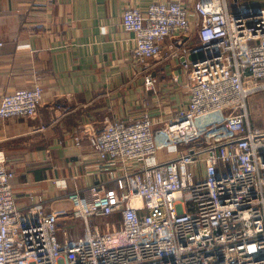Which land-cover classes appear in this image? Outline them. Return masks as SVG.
I'll use <instances>...</instances> for the list:
<instances>
[{"label": "built area", "instance_id": "obj_1", "mask_svg": "<svg viewBox=\"0 0 264 264\" xmlns=\"http://www.w3.org/2000/svg\"><path fill=\"white\" fill-rule=\"evenodd\" d=\"M228 2L123 11L136 64L180 59L187 105L161 126L144 112L92 134L99 159L119 172L107 168L114 186H92L91 198L68 194L71 215L86 224L77 239L58 237L65 211L45 209L35 195L17 205L14 171L0 160V264H264V129L246 111L264 88V8L231 11ZM143 81L152 88L156 78ZM41 101L40 85L17 89L0 99V117L34 116ZM161 150L167 157L157 159ZM114 212L119 228L91 230V217Z\"/></svg>", "mask_w": 264, "mask_h": 264}, {"label": "crops", "instance_id": "obj_2", "mask_svg": "<svg viewBox=\"0 0 264 264\" xmlns=\"http://www.w3.org/2000/svg\"><path fill=\"white\" fill-rule=\"evenodd\" d=\"M174 1L191 6L194 0H0V99L35 84L42 89L34 116L0 117V160L14 171L19 207H28L35 195L45 209L66 212L58 216L60 240L62 229L72 234L82 222L71 215L68 194L91 198L92 186H114L107 168L119 172L99 159L92 134L110 120L144 112L161 126L187 105L188 78L180 59L136 64L134 36L121 24L128 7L144 10L153 2ZM239 4L264 8V0L228 2L231 11ZM146 73L156 78L152 88L144 85ZM167 154L161 150L157 159ZM94 217L105 218V231L121 225L118 212Z\"/></svg>", "mask_w": 264, "mask_h": 264}, {"label": "rangeland", "instance_id": "obj_3", "mask_svg": "<svg viewBox=\"0 0 264 264\" xmlns=\"http://www.w3.org/2000/svg\"><path fill=\"white\" fill-rule=\"evenodd\" d=\"M246 111L250 124L264 129V88H261L258 91L252 93L247 98ZM103 220H105V218L97 219L95 217H91L90 222L92 225H90L97 228L99 232H104L105 225H103V223H105V221ZM61 231L63 236L67 239H70L71 237H80L83 236L84 232L86 231V224L82 221L80 226H76L73 228L72 234L67 229H62Z\"/></svg>", "mask_w": 264, "mask_h": 264}]
</instances>
